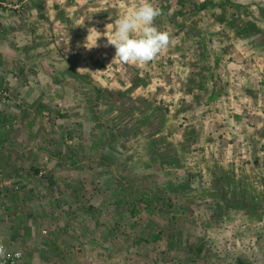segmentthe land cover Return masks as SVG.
Listing matches in <instances>:
<instances>
[{"label":"rangeland","instance_id":"obj_1","mask_svg":"<svg viewBox=\"0 0 264 264\" xmlns=\"http://www.w3.org/2000/svg\"><path fill=\"white\" fill-rule=\"evenodd\" d=\"M5 1L24 264H264V0H148L172 43L139 66L104 45L143 0Z\"/></svg>","mask_w":264,"mask_h":264},{"label":"clouds","instance_id":"obj_2","mask_svg":"<svg viewBox=\"0 0 264 264\" xmlns=\"http://www.w3.org/2000/svg\"><path fill=\"white\" fill-rule=\"evenodd\" d=\"M161 15V10L154 7L148 0L137 6L134 10L115 20L114 34L107 36L105 47L113 46L115 56L113 61L125 65H145L154 61L172 43L167 31H160L155 26V20ZM110 24L106 26V31ZM95 28L89 29V36ZM89 36L85 47L91 50L98 47L97 40L89 46ZM81 69L77 71L80 72ZM5 255V249L0 245V256ZM20 253H17L19 256Z\"/></svg>","mask_w":264,"mask_h":264},{"label":"built area","instance_id":"obj_3","mask_svg":"<svg viewBox=\"0 0 264 264\" xmlns=\"http://www.w3.org/2000/svg\"><path fill=\"white\" fill-rule=\"evenodd\" d=\"M0 11L16 16L17 13L22 12L21 4H10L5 0H0ZM3 32V25L0 22V33ZM10 82L3 78L2 74V62L0 59V130H5L11 128V126L16 122L12 115L6 108L13 102V91L12 87L9 84ZM40 175H44L42 172ZM20 186L16 182L4 178L0 173V232H2V226L7 221V215L9 216L10 210L7 203V195L10 192H15L19 190ZM4 228V226H3ZM44 233H47L46 229L43 230ZM17 243L11 245L6 241V238L0 234V245L5 249V255L0 256V264H24L27 258L24 255V252L16 246ZM17 253H20L17 256Z\"/></svg>","mask_w":264,"mask_h":264},{"label":"crops","instance_id":"obj_4","mask_svg":"<svg viewBox=\"0 0 264 264\" xmlns=\"http://www.w3.org/2000/svg\"><path fill=\"white\" fill-rule=\"evenodd\" d=\"M14 18L15 17L13 15H10V14H7V13H4V12L0 11V22H1V24L4 27H6L7 29L10 28V30H13V31H14V28H17L16 27L17 25H15V23L13 21ZM10 30H8V34H9L8 37H7L8 34L7 35L6 34H0V59H1V62H2V74H3V78L10 82L9 84L11 85L12 91L14 92L13 96H15L16 94H21L22 96L25 97L26 93H24V89H26L28 91V93H29L31 87H28V85L22 86V77L19 76L18 71L13 70V68H11L8 65V61H7V60H9V58L12 57V55L16 56V54H18L17 52H19V51L22 52V44H19L17 46L19 48V50L14 49V47H12L11 45H8V41H7L8 38L9 39H13V42H14V33H9V32H11ZM17 38H19V37L16 36V39ZM13 52H16V53H13ZM20 79H21V81H20ZM35 96H38V95L35 94ZM11 106L13 107V103L11 104ZM9 131H11V130H9ZM6 132L7 131H5L4 133H6ZM1 134L3 135V133H0V137H2ZM1 143H2V141L0 140V144ZM3 154H5V156H7V152L6 151L4 152V150H3L1 152V150H0V160L2 161V164L0 162V173H1V175L4 178L9 179L8 176H7L8 169L5 168L4 163H3V160H4L2 158ZM15 195H16V193H15ZM0 200H1V198H0ZM13 213H15L16 216H18V217L20 216L18 214H22L20 211H18V210L16 211V209L11 211V214H13ZM7 218H9L8 215H7ZM15 218L12 215L10 221L11 220L14 221ZM6 224H7V222L5 221L4 224H3V226L5 228H3V226H2V232H0L1 236L5 237L6 239H13L15 236L17 237V235H15V234L12 235V236L9 234V228L7 227ZM16 239H19V238H16Z\"/></svg>","mask_w":264,"mask_h":264},{"label":"trees","instance_id":"obj_5","mask_svg":"<svg viewBox=\"0 0 264 264\" xmlns=\"http://www.w3.org/2000/svg\"><path fill=\"white\" fill-rule=\"evenodd\" d=\"M179 1L182 2V0H179ZM203 7L205 8L206 5H204ZM34 171H35L37 174H41V173L43 172V170H40V171H39L38 169H34ZM44 171H45V170H44ZM43 173H44V172H43ZM44 175H45V177H47L46 174H44ZM9 212H10V211H9Z\"/></svg>","mask_w":264,"mask_h":264}]
</instances>
